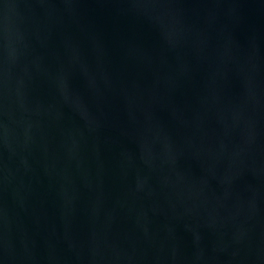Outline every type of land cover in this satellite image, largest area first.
Segmentation results:
<instances>
[{
  "label": "water",
  "instance_id": "95a60500",
  "mask_svg": "<svg viewBox=\"0 0 264 264\" xmlns=\"http://www.w3.org/2000/svg\"><path fill=\"white\" fill-rule=\"evenodd\" d=\"M0 264H264V0H0Z\"/></svg>",
  "mask_w": 264,
  "mask_h": 264
}]
</instances>
